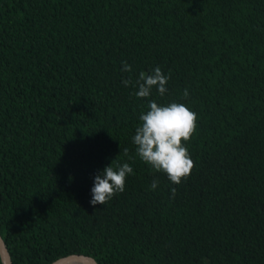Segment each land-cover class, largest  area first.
I'll list each match as a JSON object with an SVG mask.
<instances>
[{
    "label": "trees",
    "instance_id": "16d2710c",
    "mask_svg": "<svg viewBox=\"0 0 264 264\" xmlns=\"http://www.w3.org/2000/svg\"><path fill=\"white\" fill-rule=\"evenodd\" d=\"M157 66L199 117L179 185L132 142L122 80ZM110 163L133 173L93 206ZM0 235L12 264H264V0H0Z\"/></svg>",
    "mask_w": 264,
    "mask_h": 264
},
{
    "label": "clouds",
    "instance_id": "9594fccd",
    "mask_svg": "<svg viewBox=\"0 0 264 264\" xmlns=\"http://www.w3.org/2000/svg\"><path fill=\"white\" fill-rule=\"evenodd\" d=\"M121 63L123 72H132L131 65L124 61ZM169 79L170 76L164 74L157 66L150 72L141 71L135 80L128 76L122 80V83L137 89L133 93L137 98L147 99V111L139 115L140 123L132 136L136 155L155 172L165 174L172 184L179 185L182 180L187 179L195 167L187 143L196 133L199 117L185 103L177 101L160 103L151 98L154 88L161 98L165 96L168 92ZM188 97L189 91L185 89L182 98ZM128 152L129 150L125 148L124 155L128 156ZM132 173L133 168L129 163L118 164L116 167L110 163L102 170H98L91 188L90 204L105 205L117 193H122L127 176ZM159 183V179L154 178L150 188L156 189ZM170 191V198H174L176 188ZM65 259L67 264H79L76 259L70 257Z\"/></svg>",
    "mask_w": 264,
    "mask_h": 264
},
{
    "label": "water",
    "instance_id": "95a60500",
    "mask_svg": "<svg viewBox=\"0 0 264 264\" xmlns=\"http://www.w3.org/2000/svg\"><path fill=\"white\" fill-rule=\"evenodd\" d=\"M0 255H1V260L2 264H12L11 257L8 251V246L3 239V236L0 235ZM66 257H70L73 259H76L79 261V264H98V262L89 255L83 254V253H71L67 256H63L51 264H67V260L65 259Z\"/></svg>",
    "mask_w": 264,
    "mask_h": 264
}]
</instances>
